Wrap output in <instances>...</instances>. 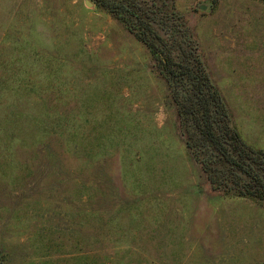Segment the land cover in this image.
I'll return each mask as SVG.
<instances>
[{
	"label": "rangeland",
	"instance_id": "374dc122",
	"mask_svg": "<svg viewBox=\"0 0 264 264\" xmlns=\"http://www.w3.org/2000/svg\"><path fill=\"white\" fill-rule=\"evenodd\" d=\"M137 2L263 150L264 0ZM177 109L94 0H0V264H264V206L209 182Z\"/></svg>",
	"mask_w": 264,
	"mask_h": 264
},
{
	"label": "trees",
	"instance_id": "16d2710c",
	"mask_svg": "<svg viewBox=\"0 0 264 264\" xmlns=\"http://www.w3.org/2000/svg\"><path fill=\"white\" fill-rule=\"evenodd\" d=\"M94 1L119 20L158 60L161 73L172 87L178 117L190 122L195 139L189 147L200 152L209 182L226 194L252 199L264 206V149H255L242 139L198 48L183 49L176 62L137 0ZM204 147L210 150L209 155L202 152ZM212 156L224 163L222 169L213 164Z\"/></svg>",
	"mask_w": 264,
	"mask_h": 264
},
{
	"label": "water",
	"instance_id": "95a60500",
	"mask_svg": "<svg viewBox=\"0 0 264 264\" xmlns=\"http://www.w3.org/2000/svg\"><path fill=\"white\" fill-rule=\"evenodd\" d=\"M85 4L88 5V6L92 5V3L87 2V1L85 2ZM200 8H201V9H205V6H204V5H201Z\"/></svg>",
	"mask_w": 264,
	"mask_h": 264
}]
</instances>
